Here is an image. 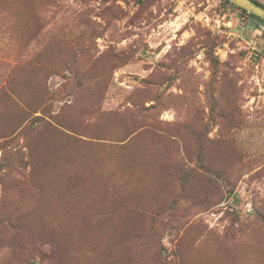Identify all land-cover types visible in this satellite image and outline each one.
Masks as SVG:
<instances>
[{
	"label": "rangeland",
	"instance_id": "obj_1",
	"mask_svg": "<svg viewBox=\"0 0 264 264\" xmlns=\"http://www.w3.org/2000/svg\"><path fill=\"white\" fill-rule=\"evenodd\" d=\"M256 24L224 0H0V264H264Z\"/></svg>",
	"mask_w": 264,
	"mask_h": 264
},
{
	"label": "trees",
	"instance_id": "obj_2",
	"mask_svg": "<svg viewBox=\"0 0 264 264\" xmlns=\"http://www.w3.org/2000/svg\"><path fill=\"white\" fill-rule=\"evenodd\" d=\"M224 1H225L226 3L232 5V6L236 7L235 5L231 4V3L228 2L227 0H224ZM253 1H254L256 4H258V5H260L261 7L264 8V5H262V4L259 3L258 1H256V0H253ZM236 8L239 9V10H241L243 13H245L246 15H248L249 17H251L252 19L258 21L260 24H264V21L261 20L259 17L254 16V15H252V14H249V13H247L245 10H242V9H240V8H238V7H236ZM260 24H258L259 27H261ZM74 74L76 75L75 79H79V83H81L80 79H85V78L89 79V78H90V75H89L87 72H86V74H85L84 72L76 71V72H74ZM5 97H8V98H13V97H14V98H16V97L14 96V93L11 91V89H10L8 83H6V84L0 89V98H5ZM20 100H21V99H20ZM23 102H24V101H23ZM17 103L19 104V103H21V102H20L19 100H17ZM24 104H25V102H24ZM24 104H23V103L21 104V105H22V108H23V110H24V111H23V110L21 109L23 115H25V112L28 110L27 108L25 109L26 106H25ZM17 106H18V105H17ZM29 121H30V120L28 119V117H25L22 121H20L19 125L16 126V128L14 129L13 136L22 133L23 131H25L26 128L28 129V128H29V126H28Z\"/></svg>",
	"mask_w": 264,
	"mask_h": 264
},
{
	"label": "water",
	"instance_id": "obj_3",
	"mask_svg": "<svg viewBox=\"0 0 264 264\" xmlns=\"http://www.w3.org/2000/svg\"><path fill=\"white\" fill-rule=\"evenodd\" d=\"M236 7L245 10L247 13L259 17L264 21V8L256 4L253 0H227Z\"/></svg>",
	"mask_w": 264,
	"mask_h": 264
},
{
	"label": "crops",
	"instance_id": "obj_4",
	"mask_svg": "<svg viewBox=\"0 0 264 264\" xmlns=\"http://www.w3.org/2000/svg\"><path fill=\"white\" fill-rule=\"evenodd\" d=\"M256 26H257V24H256ZM258 27V26H257Z\"/></svg>",
	"mask_w": 264,
	"mask_h": 264
}]
</instances>
